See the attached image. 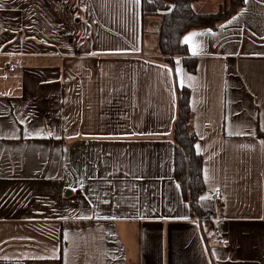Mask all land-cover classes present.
I'll return each mask as SVG.
<instances>
[{
  "label": "crops",
  "instance_id": "0c3cea01",
  "mask_svg": "<svg viewBox=\"0 0 264 264\" xmlns=\"http://www.w3.org/2000/svg\"><path fill=\"white\" fill-rule=\"evenodd\" d=\"M159 26L140 0H0V264H264V0L183 36L195 73ZM184 87L209 219L174 175Z\"/></svg>",
  "mask_w": 264,
  "mask_h": 264
},
{
  "label": "trees",
  "instance_id": "16d2710c",
  "mask_svg": "<svg viewBox=\"0 0 264 264\" xmlns=\"http://www.w3.org/2000/svg\"><path fill=\"white\" fill-rule=\"evenodd\" d=\"M143 25L149 17L159 16L161 23L157 45L164 62L173 67L175 58L181 57L183 66L191 73L197 70V59L190 56L183 36L200 28L215 29L220 22L230 19L240 9L244 0H230L229 4L213 13H196L193 4L197 0H140ZM171 5V10L163 9ZM177 117L172 133L174 143V175L182 190V196L191 208L194 218L209 219L212 202L202 199L204 179L202 158L196 152L197 137L191 124L190 91L178 89Z\"/></svg>",
  "mask_w": 264,
  "mask_h": 264
},
{
  "label": "built area",
  "instance_id": "2783aa9c",
  "mask_svg": "<svg viewBox=\"0 0 264 264\" xmlns=\"http://www.w3.org/2000/svg\"><path fill=\"white\" fill-rule=\"evenodd\" d=\"M17 68V65L16 63H13L10 67V70L11 71H15V69ZM214 200L216 202H219L222 200V192L221 190H217L215 193H214V196H213ZM202 220V219H200ZM213 245L218 247V246H222L223 245V234L220 233V232H217L216 235H215V238H214V242H213Z\"/></svg>",
  "mask_w": 264,
  "mask_h": 264
},
{
  "label": "rangeland",
  "instance_id": "374dc122",
  "mask_svg": "<svg viewBox=\"0 0 264 264\" xmlns=\"http://www.w3.org/2000/svg\"><path fill=\"white\" fill-rule=\"evenodd\" d=\"M163 11H164V12H167L166 9H163ZM154 19H158L159 24L161 23V18H160L159 16L149 17V18L146 20V22L148 23V21H149V22L152 21V20L154 21ZM146 26H148V25H146ZM149 32H150V31H149ZM151 36H152L151 34L147 33L146 36H145V40H150Z\"/></svg>",
  "mask_w": 264,
  "mask_h": 264
},
{
  "label": "snow or ice",
  "instance_id": "6c2138e0",
  "mask_svg": "<svg viewBox=\"0 0 264 264\" xmlns=\"http://www.w3.org/2000/svg\"><path fill=\"white\" fill-rule=\"evenodd\" d=\"M193 35H195V34H193ZM191 39V37H188V38H186V43L188 42V40H190ZM195 54V53H194Z\"/></svg>",
  "mask_w": 264,
  "mask_h": 264
}]
</instances>
